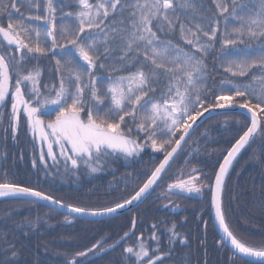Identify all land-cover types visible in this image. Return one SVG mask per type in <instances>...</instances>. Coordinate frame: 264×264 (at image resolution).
Returning <instances> with one entry per match:
<instances>
[{
    "label": "snow or ice",
    "instance_id": "1",
    "mask_svg": "<svg viewBox=\"0 0 264 264\" xmlns=\"http://www.w3.org/2000/svg\"><path fill=\"white\" fill-rule=\"evenodd\" d=\"M211 4L214 11L209 14L205 0H0V107L11 105L14 140L22 114L33 138L38 135L41 147L33 167L38 159L47 175V156L56 171L62 163L66 173L82 166L96 173L104 167L103 158L114 154L137 157L148 147L163 155L148 175L137 177L143 182L133 193L106 206L66 204L38 188L9 181L6 173L0 198L48 201L79 217L112 216L152 194L201 117L216 110H239L237 114L245 117L243 127L213 177L195 167L187 174L180 170L167 184V192L199 194L207 187L222 232L220 245L230 244L240 259L264 264V243L252 244L238 236L224 207L233 162L258 135L264 137V0ZM210 52L219 64L211 74L206 63ZM45 59L54 61L57 79L42 90L40 62ZM221 69L223 78L216 81L214 75ZM53 112L54 119L43 118ZM74 218L66 216L65 222ZM38 226L37 218L17 228L31 231ZM131 228H136L135 219ZM151 228L155 249L150 250L141 234L135 246L124 248L122 259L165 264L177 239L188 245V237L173 223L168 228L169 248L162 251L158 225ZM126 237L128 232L107 247V241H97L66 257V264H91L90 254L115 250ZM16 244L15 237L0 232V253L5 257L0 264H17L23 246Z\"/></svg>",
    "mask_w": 264,
    "mask_h": 264
},
{
    "label": "trees",
    "instance_id": "2",
    "mask_svg": "<svg viewBox=\"0 0 264 264\" xmlns=\"http://www.w3.org/2000/svg\"><path fill=\"white\" fill-rule=\"evenodd\" d=\"M205 5L211 14V11H214L211 0H205ZM175 41L179 42L178 37ZM206 63L210 74L214 68H219L218 61L211 52ZM53 64L54 61L46 59L40 62L44 69L42 90L44 85L56 83ZM97 75L103 76L106 73L98 72ZM222 78L221 69L214 75V79L219 81ZM10 110L11 105L8 103L0 112L3 115V122L0 124V182L5 179L6 173L9 181L38 188L66 204L102 207L127 198L143 182L137 177L148 175L163 159L161 153L145 147L137 157L125 159L120 154H114L103 158L104 167L96 173H91L83 166L75 172L66 173L62 163L59 165L60 170L56 171L57 165L52 163L51 157L46 156L47 166L51 171L45 175L43 162L37 159L36 167L32 166V160L38 157L41 147L38 135L33 138L30 129L25 126V117L22 114L20 129L14 140L9 128ZM43 118L54 119V112L44 115ZM244 120V116L230 112L212 116L201 123L152 194L135 210L118 217L105 220L76 218L73 223L68 224L65 222L66 215L41 203H29L31 200L25 198L0 199V232L7 234L9 238L15 237L18 248L23 246L17 264H66V257L86 250L97 241H107L104 244V247H107L108 244L119 240L125 232L132 230L133 219L136 220L134 234L117 249L92 260L91 264H131V261L122 259L125 255L124 248L135 246L141 234L150 250H154L157 242L149 239L153 223L158 225L157 235L162 251L169 248L168 228L173 223L181 236L188 237L187 246L177 239L171 257L165 260V264H247L249 260L234 256L229 247L220 245V237L210 220L209 190L206 196L208 203L197 207L192 205L194 199L167 192V184L173 181L180 170L187 174L195 167L203 170L202 175L212 178L218 171L219 164L223 162L225 150L238 139ZM43 147L46 151V142ZM53 147L55 152L59 151L57 145ZM262 192L264 137L258 135L233 163L224 193V207L236 234L257 245L264 243ZM171 208L181 210L171 213ZM37 218L39 226L33 227L31 231L27 228L23 231L17 228L18 224H26L28 221L35 223ZM25 232L28 234L25 235ZM91 256L93 255L90 254L89 258ZM0 259H5L2 253Z\"/></svg>",
    "mask_w": 264,
    "mask_h": 264
},
{
    "label": "water",
    "instance_id": "3",
    "mask_svg": "<svg viewBox=\"0 0 264 264\" xmlns=\"http://www.w3.org/2000/svg\"><path fill=\"white\" fill-rule=\"evenodd\" d=\"M6 105H7V103H6ZM6 105L3 106V107H0V112L6 107ZM230 112H232V111H227V112H226V110H216V111H213V112H211V113H206L203 117L200 118V120L197 121V124H198V125H201V123H203L205 120H207L208 118H210V117H212V116L219 115V114H223V113H230ZM238 112H239V110H237L235 113H238ZM194 128H195V130H196V129H197V126L194 125ZM193 133H194V132H192V133L190 134V137H191V135H192ZM185 139H186V143H187V141H188L190 138L186 137ZM186 143H182V149H183V147L185 146ZM246 147H247V146H246ZM246 147H245V148H246ZM243 150H244V149H242L241 152H242ZM180 151H181V150H178V154L180 153ZM241 152H240V153H241ZM178 154H177V156H178ZM239 155H240V154H239ZM239 155H238V156H239ZM177 156L174 157L173 161L175 160V158H176ZM238 156H237V157H238ZM173 161L170 162V165L173 163ZM234 162H235V161H234ZM234 162H233V163H234ZM167 170H168V169H167ZM167 170H166V172H167ZM164 175H165V174H164ZM164 175H163V176H164ZM158 183H159V182H158ZM155 187H156V186H154V189H155ZM180 195H185V196H189V197H196V196H197V193H192V194L182 193V194H180ZM26 199L33 200V199H35V198L27 197ZM144 200H145V199H144ZM144 200H143V201H144ZM143 201H142V202H143ZM37 202H38V203H41V204H43V205H45V206H48V207H50V208H52V209H54V210H56V211H58V212H60V213H63L64 215L69 216V217H71V218L75 217L74 219H72V223L75 221L76 218L84 219V220H105V219H110V218L118 217V216H120V215H123V214H126V213L130 212V211L135 210V209H136V208L142 203V202H139L138 204H137V203H134L133 205L129 206L128 208L123 209V210H120L119 212H117L116 214H114V215H112V216H103V217H93V216L79 217V216H77V214H75V213H71L68 209L60 208L58 205H53V204H51V203L48 202V201L40 200V201H37ZM211 209H212V219H213V223H214V225H215V228H216V230H217L219 236L221 237V236H222V232H221L220 229H219L218 222H216V220H215V210H214V207L211 206ZM173 212H175V210H173ZM68 224H70V223H68ZM133 231H135V230H131V231L129 232V237H126L125 240L121 241V242H120V245H122V244H123L128 238H130V237L133 235ZM120 245H119V246H120ZM119 246H118V247H119ZM118 247H117V248H118ZM227 247H229L233 252L235 251L234 249H232V247H231L230 244H228ZM117 248H116V249H117ZM111 251H113V250H109V251H107L106 253H100V252H98L97 255H95V256H91L89 259H90V261L95 260V259H97V258H100V257H102V256H104V255L110 253ZM236 255H238V256L240 257V254H238V253H237ZM243 259H247V260H249V261L259 263V261H257L255 258H243Z\"/></svg>",
    "mask_w": 264,
    "mask_h": 264
},
{
    "label": "flooded vegetation",
    "instance_id": "4",
    "mask_svg": "<svg viewBox=\"0 0 264 264\" xmlns=\"http://www.w3.org/2000/svg\"><path fill=\"white\" fill-rule=\"evenodd\" d=\"M179 196H183V197H187V198H190V199H194V200L192 201V205H193L194 207L201 206V204H203V203H208V200L206 199V196H208V188L205 187L201 193L197 194L196 197H189V196H185V195H179ZM210 200H211V197H210V195H209V201H210ZM209 208H210V212H209V213H210L211 224H212L213 227L215 228V225H214V223H213V219H212L211 203H209ZM173 210H175V212H173ZM179 210H181V208H180V209H177V208H171V209H170V212H171V213H178ZM207 215H208V213H207ZM207 219H208V216H207ZM206 226H207V223H206ZM206 226L204 225V228H206ZM215 230H216V228H215ZM216 232H217V230H216Z\"/></svg>",
    "mask_w": 264,
    "mask_h": 264
},
{
    "label": "bare ground",
    "instance_id": "5",
    "mask_svg": "<svg viewBox=\"0 0 264 264\" xmlns=\"http://www.w3.org/2000/svg\"><path fill=\"white\" fill-rule=\"evenodd\" d=\"M1 199V198H0Z\"/></svg>",
    "mask_w": 264,
    "mask_h": 264
}]
</instances>
